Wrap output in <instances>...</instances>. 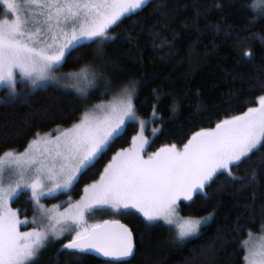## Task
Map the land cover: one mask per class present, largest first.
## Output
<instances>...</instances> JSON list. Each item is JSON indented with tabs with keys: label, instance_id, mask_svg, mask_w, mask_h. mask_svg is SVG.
<instances>
[{
	"label": "snow or ice",
	"instance_id": "snow-or-ice-1",
	"mask_svg": "<svg viewBox=\"0 0 264 264\" xmlns=\"http://www.w3.org/2000/svg\"><path fill=\"white\" fill-rule=\"evenodd\" d=\"M147 3L0 0L4 9L0 14V91L5 93L0 104H27L33 95L53 86L73 89L81 100H89L99 89H103L101 96H107L115 84L102 63L107 44L114 39L111 32L122 18L138 15ZM244 7L252 16L245 29L250 35L243 41L237 35L240 43L236 47L248 40H259L264 46V33L252 32L256 23L264 21V0L259 7L255 3ZM92 44L97 45L96 55L82 62L81 49ZM241 55L252 62L251 50ZM69 64L78 67L62 71ZM257 79L264 89V77ZM139 83L128 80L112 100L85 108L68 127L35 133L23 151L10 149L0 154V264H38L42 251L53 242L61 244L58 252L77 257L73 264H83L91 253L108 258L106 264H131L143 234L138 240L133 229L119 220L90 224L89 214L126 215L135 209L143 216L146 229L158 227L159 221L174 225L172 243L180 246L199 239L215 220L214 213L199 218L181 216L182 201L195 204L196 197L209 199L207 189L222 176L241 190L258 183L257 169L264 172V95L258 97V106L219 119L214 127L193 131L182 146L167 143L148 152L151 142L145 136V122L137 120L134 103ZM135 123L139 130L128 146L113 152L116 141ZM160 130L153 129V133ZM109 153L98 178L84 185L78 200L69 197L51 208L41 203L75 190ZM245 163L253 165L251 170L237 174ZM21 197L33 206L29 231L20 230L29 221L21 220L11 207ZM65 203L68 206L60 211ZM224 238L221 234L210 238L199 256L187 264H213L211 257ZM244 246L243 264H264V244L250 246L245 241Z\"/></svg>",
	"mask_w": 264,
	"mask_h": 264
},
{
	"label": "trees",
	"instance_id": "trees-1",
	"mask_svg": "<svg viewBox=\"0 0 264 264\" xmlns=\"http://www.w3.org/2000/svg\"><path fill=\"white\" fill-rule=\"evenodd\" d=\"M252 3L259 7L262 0H148L138 15L122 18L111 32L114 39L107 44L106 60L102 62L107 77L115 82L109 94L101 96L103 89H99L89 100H81L74 90L53 86L33 95L27 104H0V154L23 149L37 132L70 126L85 108L110 98L130 79L140 82L134 103L136 115L146 121L145 136L151 142L148 152L167 143L182 146L193 131L214 127L219 119L256 107L258 97L264 95L257 79L264 77V46L259 40H248L236 47L240 43L237 35L242 41L250 35L245 29L252 16L244 5ZM3 11L0 5V14ZM252 32L264 33V21L256 23ZM96 47L92 44L81 49L82 62L96 55ZM249 50L253 52L251 63L241 55ZM74 67L78 66L69 64L62 71ZM137 129V123L130 124L114 144L113 152L127 147ZM153 129L161 130L154 134ZM111 154L85 175L75 190L54 200L78 199L84 185L98 178ZM256 159L253 157V161ZM252 167L245 163L237 174ZM257 172L258 183L243 190L238 184L226 183L222 176L207 189L209 199L196 197L195 204L182 201L183 216L215 215L199 239L184 245L172 243L175 232L162 222L146 229L143 217L134 211L118 217L133 229L138 240L143 234V243L131 264H187L218 234L225 238L217 244L211 257L213 264H243L245 238L250 233H264V172ZM23 203L30 214L27 197L14 200L12 206L19 209ZM60 248L57 242L43 250L38 264H73L77 260L67 251L58 252ZM103 262L89 254L83 258V264Z\"/></svg>",
	"mask_w": 264,
	"mask_h": 264
},
{
	"label": "rangeland",
	"instance_id": "rangeland-1",
	"mask_svg": "<svg viewBox=\"0 0 264 264\" xmlns=\"http://www.w3.org/2000/svg\"><path fill=\"white\" fill-rule=\"evenodd\" d=\"M261 4V3H260ZM60 88V87H59ZM61 89H64V88H61ZM64 90H66V89H64ZM69 90H73V89H70L69 88ZM118 92V91H117ZM117 92H115L113 95H111V97L110 98H108V99H104V100H99V101H97V102H95L94 104H97V103H100L101 101H104V102H107V101H109V100H112L115 96H116V93ZM5 93L4 92H2V91H0V96H3ZM93 104V105H94ZM92 106V105H91ZM91 106H89V107H87V108H90ZM258 106V105H257ZM137 116V115H136ZM137 120L138 121H144L142 118H140L139 116H137ZM145 122V132H146V121H144ZM138 124V123H137ZM139 130V124H138V129H137V131ZM47 132H50V131H47ZM47 132H43V133H47ZM43 133H41V134H43ZM32 139V138H31ZM30 139V140H31ZM29 140V141H30ZM28 144V143H27ZM27 144H26V146H27ZM25 146V147H26ZM24 147V148H25ZM23 148V149H24ZM23 149H21L20 151H23ZM83 194V193H82ZM81 194V195H82ZM80 198V197H79ZM78 198V199H79ZM69 198L68 197H64V198H61V199H59V200H54V198H47V199H43L42 201H41V203L42 204H44L46 207H48V208H51L53 205H58V204H61V202L62 201H67ZM78 199H76V200H78ZM14 201V200H13ZM13 201L11 202V207L13 208V209H16L17 211H18V213H19V216H20V219L21 220H23V219H25V218H27L28 219V221H29V224H27V225H24V224H22L21 226H20V230L21 231H29L30 229H31V227L33 226L32 224H31V220L33 219V206H32V204L30 203V208L32 209V211H31V213L30 214H28V212H27V209L25 208L26 207V204L25 203H23L22 205H24V207L22 206V205H20L21 207H19V209L18 208H14L13 206H12V203H13ZM73 201H75V200H73ZM68 205L65 203V204H63V206L60 208V211H63V208H66ZM128 211H134V212H136V210L135 209H129V210H127V212ZM136 213H138V212H136ZM138 214H140V213H138ZM141 215V214H140ZM181 215V214H180ZM121 216V214H118V213H114V212H111V211H96V212H94V213H91V214H89V216L87 217V219H88V222L91 224V223H97V222H100V221H103V219L104 218H109V219H118V217H120ZM142 216V215H141ZM181 216H183V215H181ZM143 217V216H142ZM184 217H186V216H184ZM199 218V217H198ZM159 222H162V223H164L163 221H159ZM164 224H166V223H164ZM167 225V224H166ZM169 226V225H168ZM169 227H171L173 230H174V232L176 231V227L173 225V226H169ZM68 238H70V237H68ZM245 241H247L248 242V245H250V246H259V245H261V244H264V233H262V234H251V235H248L246 238H245V240H244V242ZM244 242H243V248H244V251H245V255H246V251H247V248L244 246ZM57 242H53L52 243V245L51 246H53V245H55ZM67 255H69V254H67ZM244 255V256H245ZM106 262L107 261H104L103 263H94V264H106Z\"/></svg>",
	"mask_w": 264,
	"mask_h": 264
},
{
	"label": "water",
	"instance_id": "water-1",
	"mask_svg": "<svg viewBox=\"0 0 264 264\" xmlns=\"http://www.w3.org/2000/svg\"><path fill=\"white\" fill-rule=\"evenodd\" d=\"M104 220H119L121 223H123L120 219H109V218H106V219H104ZM123 224H125V223H123ZM89 255L93 256V257L96 258V259L102 260V261H107V260H108V258L102 257V256H101L100 254H98V253H91V254H89Z\"/></svg>",
	"mask_w": 264,
	"mask_h": 264
}]
</instances>
